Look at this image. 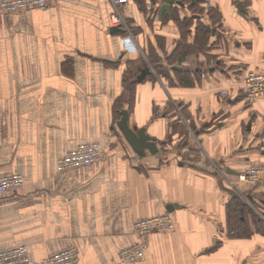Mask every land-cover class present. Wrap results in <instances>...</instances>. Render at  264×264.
<instances>
[{"label": "crops", "instance_id": "1", "mask_svg": "<svg viewBox=\"0 0 264 264\" xmlns=\"http://www.w3.org/2000/svg\"><path fill=\"white\" fill-rule=\"evenodd\" d=\"M181 1L129 0L123 32L109 0L0 12V173L27 178L0 196V248L26 244L29 264L65 246L74 264H264V219L241 215L250 235L236 234L229 210L239 196L264 214V181H227L264 164V96L238 86L245 69L264 71V0ZM123 108L155 152L125 138ZM91 139L101 161L56 171ZM164 211L175 229L120 262L134 220Z\"/></svg>", "mask_w": 264, "mask_h": 264}, {"label": "built area", "instance_id": "2", "mask_svg": "<svg viewBox=\"0 0 264 264\" xmlns=\"http://www.w3.org/2000/svg\"><path fill=\"white\" fill-rule=\"evenodd\" d=\"M57 0H0V12L4 14L26 12L33 8H48ZM113 7L111 20L113 24L128 30L127 16L121 13L120 6L128 4L129 0H109ZM208 3V2H207ZM238 86L243 90L247 100L254 102L264 96V71L254 68L245 69L238 77ZM227 95L226 91H223ZM103 146L99 139L81 140L75 146L68 148L56 162V171L90 168L103 159ZM222 172V171H220ZM223 173V172H222ZM223 175L226 176L225 173ZM227 178V176H226ZM227 181L238 189V183L255 186L264 181V164H254L237 174L236 179ZM27 178L16 171L0 173V196L15 192L25 186ZM176 227L174 216L170 211L137 218L133 222L134 240L118 250L120 262H136L142 259L149 246V236L152 233H167ZM78 252L73 246H65L53 250L47 256L40 258V264H74ZM32 258L26 244H14L0 248V264H29Z\"/></svg>", "mask_w": 264, "mask_h": 264}, {"label": "water", "instance_id": "3", "mask_svg": "<svg viewBox=\"0 0 264 264\" xmlns=\"http://www.w3.org/2000/svg\"><path fill=\"white\" fill-rule=\"evenodd\" d=\"M168 2L177 1L181 4L183 2L181 0H167ZM125 31L119 26H114L111 28V31ZM147 73V69H143L141 74L138 76V80H142ZM121 119L119 120V127L123 132L125 138L132 145V147L136 150V152L140 155L145 154V148H148L150 151L155 152L157 150L156 142L152 136L146 133L144 128L132 127L129 124V111L126 108L121 110ZM169 210L173 207L172 205L168 206Z\"/></svg>", "mask_w": 264, "mask_h": 264}, {"label": "trees", "instance_id": "4", "mask_svg": "<svg viewBox=\"0 0 264 264\" xmlns=\"http://www.w3.org/2000/svg\"><path fill=\"white\" fill-rule=\"evenodd\" d=\"M199 1L197 4H199ZM196 4V5H197ZM245 202L239 196H233L232 201L229 204V210L231 209L230 217H232V231L240 235H250L246 226L245 219H241V215L246 217ZM258 221V220H256ZM246 223V224H245ZM263 224V222H262ZM264 226V225H263Z\"/></svg>", "mask_w": 264, "mask_h": 264}, {"label": "rangeland", "instance_id": "5", "mask_svg": "<svg viewBox=\"0 0 264 264\" xmlns=\"http://www.w3.org/2000/svg\"><path fill=\"white\" fill-rule=\"evenodd\" d=\"M206 6V5H205ZM193 11H199L197 8L196 9H194ZM201 11V10H200ZM204 11V10H203ZM187 24H188V22H187ZM200 26V25H199ZM202 26H204L203 25V23H202ZM215 61V60H214ZM217 64V63H216ZM215 64V65H216ZM257 206H258V204L254 201V200H252V198H251V200H250V202L249 203H247V206L245 207V209H246V211L248 212V214H246V216H247V218L248 219H255V220H257L258 218H260V220L262 219V221H263V219H264V214H262L261 213V210H259L258 208H257ZM261 207V206H260Z\"/></svg>", "mask_w": 264, "mask_h": 264}]
</instances>
